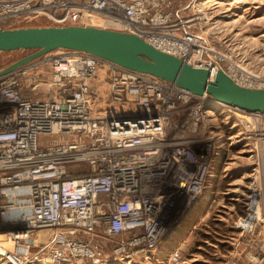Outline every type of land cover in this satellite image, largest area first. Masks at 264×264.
<instances>
[{"label":"built area","instance_id":"obj_1","mask_svg":"<svg viewBox=\"0 0 264 264\" xmlns=\"http://www.w3.org/2000/svg\"><path fill=\"white\" fill-rule=\"evenodd\" d=\"M173 4L0 0V22L44 17L131 34L211 78L220 69L264 89L263 72L221 66L229 58L215 44L213 6ZM237 157L242 184L218 193ZM230 194L243 213L224 242L243 246L245 264H264V112L66 49L0 77L2 264H191L189 238Z\"/></svg>","mask_w":264,"mask_h":264},{"label":"water","instance_id":"obj_2","mask_svg":"<svg viewBox=\"0 0 264 264\" xmlns=\"http://www.w3.org/2000/svg\"><path fill=\"white\" fill-rule=\"evenodd\" d=\"M58 49L85 52L132 71L155 76L194 95L206 94L215 104L264 112V89L240 87L220 69L211 78L208 70L186 65L134 35L95 27L0 28V53L33 51L1 69L0 77Z\"/></svg>","mask_w":264,"mask_h":264},{"label":"rangeland","instance_id":"obj_3","mask_svg":"<svg viewBox=\"0 0 264 264\" xmlns=\"http://www.w3.org/2000/svg\"><path fill=\"white\" fill-rule=\"evenodd\" d=\"M173 2V9L181 10L191 0H173ZM217 2L218 4L213 6L214 14L212 15L214 16L212 22H217L213 33L216 39L215 44L217 49L227 54L226 56L229 58L228 61L222 62L221 66L230 69L232 72L236 71L234 65H239L253 73H264V0H217ZM182 14L187 16L189 12H182ZM3 26L14 29L52 27L56 25L50 23L46 18L40 17L31 21H7V23H3ZM32 52L30 50H20L0 53V70ZM236 74L240 76V73ZM236 162L239 167L235 175L232 179L217 184L216 191L218 193L224 192L227 188L230 189L226 185L227 182L233 181L234 185L238 183L237 180L241 179V175L245 177L244 160L237 159ZM234 197L233 194L224 197L217 196L218 207L215 209L212 205L207 213L201 217L197 229L184 248L185 259H195L190 262L191 264H245L244 258L238 259L237 257V253L243 256L240 253L243 246L235 250L223 239L224 236L230 235L233 222L237 216L243 213L241 203L243 201L240 198L237 202L231 201V198ZM202 214L201 211L200 215ZM9 229L10 227L5 228V230ZM95 241L97 240L94 239ZM212 245H215V247ZM213 253L214 257L212 256Z\"/></svg>","mask_w":264,"mask_h":264},{"label":"bare ground","instance_id":"obj_4","mask_svg":"<svg viewBox=\"0 0 264 264\" xmlns=\"http://www.w3.org/2000/svg\"><path fill=\"white\" fill-rule=\"evenodd\" d=\"M202 1H205L204 4L209 3L210 6H214V5L218 4L217 0H202ZM234 159H239V157L234 158ZM231 167H232V165L230 166V168H231ZM236 182H238V183H235L234 185H239V183L241 182V180H237ZM241 183H242V182H241ZM8 246H9V245H8Z\"/></svg>","mask_w":264,"mask_h":264},{"label":"crops","instance_id":"obj_5","mask_svg":"<svg viewBox=\"0 0 264 264\" xmlns=\"http://www.w3.org/2000/svg\"><path fill=\"white\" fill-rule=\"evenodd\" d=\"M3 23H7V21H1L0 22V28H5V29H9L8 27H6V26H3ZM78 239H82L81 237H77Z\"/></svg>","mask_w":264,"mask_h":264},{"label":"trees","instance_id":"obj_6","mask_svg":"<svg viewBox=\"0 0 264 264\" xmlns=\"http://www.w3.org/2000/svg\"><path fill=\"white\" fill-rule=\"evenodd\" d=\"M68 25H73V26H75L76 24L73 23V22H71V23L67 24V26H68Z\"/></svg>","mask_w":264,"mask_h":264}]
</instances>
